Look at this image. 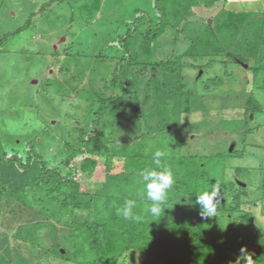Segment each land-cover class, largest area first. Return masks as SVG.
I'll use <instances>...</instances> for the list:
<instances>
[{
  "label": "rangeland",
  "instance_id": "obj_1",
  "mask_svg": "<svg viewBox=\"0 0 264 264\" xmlns=\"http://www.w3.org/2000/svg\"><path fill=\"white\" fill-rule=\"evenodd\" d=\"M48 1H1L0 37L22 27L31 13L34 16L0 49V139L8 153L18 152L24 158L25 150L31 147L48 166L62 168L61 160L71 148H79L92 129L91 113L97 99L118 94L111 83L113 69L122 54L117 38L136 11L153 13V0H55L40 12L39 8ZM221 4L220 1L210 8H197L196 25L211 22ZM225 8L262 11L264 0H227ZM190 31L189 27L166 28L155 42L152 60H166L182 53L188 47ZM210 59L215 63L202 67ZM182 60L181 81L190 94L187 111L181 114L186 137L180 142V154L243 150L242 157H228L224 162V177L234 183L226 193L227 200L233 204L234 190L238 188L240 210L251 213L254 226L261 228L264 90L257 86L262 83L261 75L254 80L247 64H223L217 56ZM126 75L135 86L140 104L148 80L161 79L150 66L132 63L126 68ZM251 94L260 103L261 111L245 120L244 106ZM141 108L146 110L147 106ZM96 159L92 174H77L82 191L94 192L105 181L104 157ZM78 162L76 159L73 164L77 166ZM236 167L242 168L239 174L235 173ZM35 171L33 164L23 171L14 164L0 163V257L8 264H72L54 256L52 249L58 244L60 249L70 251L67 225L72 219L83 220L86 212L75 210L67 218L47 216L41 210H53L55 206H48L38 195L31 198L30 190L18 198V190ZM32 224H37L34 233L28 229ZM143 261V255L130 251L120 258L119 264Z\"/></svg>",
  "mask_w": 264,
  "mask_h": 264
},
{
  "label": "trees",
  "instance_id": "obj_2",
  "mask_svg": "<svg viewBox=\"0 0 264 264\" xmlns=\"http://www.w3.org/2000/svg\"><path fill=\"white\" fill-rule=\"evenodd\" d=\"M54 1L46 2L39 11L43 12ZM220 1L211 22L197 26L196 9L210 8ZM226 2L153 0V13L136 11L125 32L117 38L122 54L113 69L111 83L119 92L97 99L91 113L92 129L80 147L71 148L61 160L62 168L48 166L31 147L25 150L24 158L18 152L8 153L0 139V163L14 164L23 171L35 166V173L18 190V198L30 192L31 198L38 195L48 206H55L53 210H41L47 216L56 214L63 218L71 217L75 210L86 212L83 220L72 219L67 225L70 251L56 244L52 249L54 256L72 264H119L123 255L135 251L144 256L143 264H229L245 247L254 264H264V226L255 227L252 214L240 210L238 188L234 190L233 204L227 200L226 193L234 183L224 177L225 159L242 157L244 151L230 148L226 152L198 155L180 154L179 150L186 137L181 114L187 111L190 94L180 76L184 57L196 60L217 56L223 64H247L254 80L261 75L262 83L257 86L264 90V10H231L225 8ZM33 16L31 13L22 27L1 36L0 49L10 35L27 27ZM169 27L191 29L188 47L166 60L153 61L155 42ZM131 63L148 65L161 77L148 80L141 104L132 80L126 75ZM214 63L210 59L202 67ZM141 106H147L146 110ZM260 111V103L249 95L244 106L245 120ZM156 150L165 153L161 163L171 168L175 176L167 208L160 216L146 212L145 205L150 202L146 201L141 183V173L156 167ZM96 157H104L105 181L94 192L82 191L77 174H92ZM76 159L77 166L73 164ZM241 170L236 167L235 173ZM2 182L0 175V199ZM213 185L219 189L217 213L206 217L196 196ZM128 199L135 200L133 212L139 220H125L117 214ZM36 226L29 225L31 233ZM8 263L0 257V264Z\"/></svg>",
  "mask_w": 264,
  "mask_h": 264
},
{
  "label": "clouds",
  "instance_id": "obj_3",
  "mask_svg": "<svg viewBox=\"0 0 264 264\" xmlns=\"http://www.w3.org/2000/svg\"><path fill=\"white\" fill-rule=\"evenodd\" d=\"M165 153L156 150L154 153L155 168L146 169L141 173V183L144 185L146 201V212L152 216H160L165 205L169 201V194L175 184V176L171 168L162 165L161 158ZM219 189L213 185L196 196V203L201 207V213L206 217H214L217 213ZM136 207L135 200L128 199L117 209V214L125 220H139L133 209ZM229 264H254L253 256L245 247H241L239 254Z\"/></svg>",
  "mask_w": 264,
  "mask_h": 264
},
{
  "label": "crops",
  "instance_id": "obj_4",
  "mask_svg": "<svg viewBox=\"0 0 264 264\" xmlns=\"http://www.w3.org/2000/svg\"><path fill=\"white\" fill-rule=\"evenodd\" d=\"M230 2V1H229ZM242 6V4H240ZM230 9V8H229ZM231 10H236V11H241L239 8L238 9H233L231 8Z\"/></svg>",
  "mask_w": 264,
  "mask_h": 264
}]
</instances>
